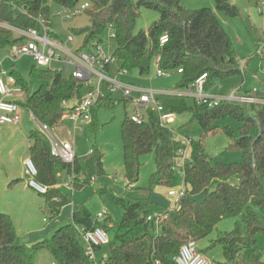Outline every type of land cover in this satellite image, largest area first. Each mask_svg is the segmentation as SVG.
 <instances>
[{
  "label": "trees",
  "instance_id": "1",
  "mask_svg": "<svg viewBox=\"0 0 264 264\" xmlns=\"http://www.w3.org/2000/svg\"><path fill=\"white\" fill-rule=\"evenodd\" d=\"M183 1L90 0L87 2L89 8L85 10L89 24L70 28L68 32L76 39L83 38L81 51L96 54L103 43V35L113 27L117 45L112 58L120 64L118 72L126 70L131 73L136 70L141 77H145L150 75L159 59V68L163 71L178 73L183 70L178 73L181 81L175 90L189 89L206 74L205 89L213 92L217 80L244 73L231 38L217 16V12H222L236 18L240 16V10L229 0H215V9L199 10L187 9ZM79 2L0 0V48L7 49L21 42L9 27L41 30V22L52 29L51 36L64 39L53 31L51 4L73 10L81 6ZM142 8L157 11L160 18L147 32L135 33ZM164 35H168L169 40L161 45L160 38ZM261 58L264 64V53ZM106 72L110 74V66ZM11 74L26 93L22 107L30 110L37 120L51 129L62 126L67 111L64 103L73 98L81 102V92L86 86L71 75L66 77L62 70L34 66L30 72L31 78L47 81L49 86H41L28 95L25 80L15 70ZM260 79L264 82V66ZM251 94L264 99V90ZM102 99L108 103L114 101L115 106L120 102L112 100L111 94ZM97 107L92 111L89 124L90 131L94 130L89 137L90 154L84 161L77 159L73 166L65 165L51 155L50 145L39 130L30 131V158L38 169L36 180L48 188L47 194L42 195L45 199L44 213L53 224V230L58 224L61 225L51 239L24 242L12 217L0 213V264H37L35 257L43 249L52 254L54 264H93L86 254V245L77 227L85 230L100 227L108 232L116 223L110 216L103 221L94 220L85 206H78L73 210L69 222L62 225L64 220L58 221V218L63 208L72 203V198L61 193L57 185L61 179L60 172L75 176L74 191L84 190L105 174V156L95 143ZM171 113L176 116L189 114L191 118L184 127L198 126L204 135L212 133L217 121L235 118L239 125L238 135L230 128L225 130V134L231 141L229 149H239L243 160L240 163L219 162L213 165L204 139L192 140L189 147L191 160L185 165V194L180 199L178 211L166 210L163 213L158 231L154 222L153 230H147L150 224L147 221L150 215L148 203H127L103 190L123 208V217L118 225L120 228L145 225L146 230L137 236L131 232L118 235L111 245L109 257L102 259L100 264H175L174 257L179 254L182 244L208 239L220 223L240 216H243V225L237 222L231 232L218 233L216 239L210 240V249L221 247L224 263L219 264H264L257 241V235L264 234V105L221 102L217 106H209L183 97ZM146 116V121L141 125L133 122L127 114L121 123L124 176L128 188L136 189L141 176V158L150 154H154L156 164L152 184L171 187L175 177L173 169L183 144L172 135L170 129L161 126L157 111L149 109ZM197 196H202L203 200L195 201Z\"/></svg>",
  "mask_w": 264,
  "mask_h": 264
},
{
  "label": "rangeland",
  "instance_id": "2",
  "mask_svg": "<svg viewBox=\"0 0 264 264\" xmlns=\"http://www.w3.org/2000/svg\"><path fill=\"white\" fill-rule=\"evenodd\" d=\"M90 0H80L83 5ZM229 2L240 10V16L230 18L222 12H217V16L222 27L231 38L234 49L239 61L248 63L249 71L246 75L231 76L220 79L215 82L214 92L217 94L230 95L237 87L244 89V92L251 94L256 91L264 90V82L260 79L261 70L264 66L261 55L264 53V12L259 6V0H229ZM183 6L190 10H199L203 8L215 9V0H184ZM53 31L61 38H66L70 28H80L89 24V16L85 11L81 15L65 18V11L62 7L51 4ZM160 14L157 11L142 8L140 17L135 26V33L148 31L151 25L159 20ZM83 38L76 40L75 48H79ZM116 40L111 38L109 31L103 35L101 47L106 57L110 58L116 48ZM11 49L0 48V63L2 68L8 72L16 71L18 75L25 80L28 85V95H32L41 86H49L47 81L32 79L31 69L36 66V62L31 56H21L14 62L5 59L10 54ZM1 69V66H0ZM52 70H62L68 77L71 74V68L65 67L61 63L53 62L48 68ZM120 64L114 61L110 75L120 77ZM157 66L154 65L150 75L141 77L134 70L122 79L138 87L153 89L155 91L174 90L181 81V75L176 72H170V76L159 78L156 76ZM96 83V82H95ZM103 95H108L105 85L102 86ZM180 93L186 92V89L178 90ZM244 94V93H243ZM88 95V88L85 86L81 92V99ZM112 95V100L120 101L114 105V101L106 102L102 99L97 107L96 136L95 143L104 153L105 174L97 179L91 186L84 190L73 191L69 194L68 189L63 185L61 179L58 180V189L61 193L70 195L72 203L63 208L62 225L69 222L71 214L75 207L85 206L91 213L94 220L103 221L110 216L116 223L107 232L109 244L104 245L96 251L98 261L109 257L111 245L116 242L117 236L131 232L134 236L145 232L146 226H135L130 228H120L118 225L123 217V208L113 202L108 194L103 193L107 190L117 197L122 198L127 203L144 202L150 205V215H162L166 210L178 211L179 205L175 198L168 196L169 190L181 191L184 186V179L181 174L176 173L171 187L152 184V176L156 172L154 154L146 155L141 158L142 168L140 181L136 184V189L128 188L127 180L124 176V155L123 139L121 134V123L126 114L131 115L136 108L132 100L139 99V93L133 92L132 100L125 99L123 90H118ZM1 98V97H0ZM261 98V97H260ZM183 97L178 94L172 96H161L160 101L165 112H171L179 106ZM264 101V99H262ZM80 104V100L73 98L67 103V110ZM264 104V103H261ZM259 104V105H261ZM258 105V106H259ZM115 106V107H112ZM22 121L18 126H5L0 132V213L8 214L12 217L14 226L18 235L24 242H35L37 240L51 239L54 231L59 227L58 224L53 230V224L50 223L48 216L44 213L45 199L42 195L28 187L24 172V161L30 157L31 141L29 133L38 130V123L32 115L22 109ZM140 113L146 111L138 109ZM189 114L177 115L171 128L179 135L176 139L191 140L204 139L206 152L209 155L211 164L217 163H240L243 160L242 152L237 149H229L230 138L225 134V130L230 128L233 133L238 135L239 125L233 117H227L214 124L212 133L204 135L202 129L198 126L184 127V124L190 120ZM81 126V125H77ZM84 126V132L74 133V123L70 119H64L62 126L54 128L53 134L58 139H67L74 142L76 151H78L80 161H84L90 154V136L91 126ZM255 133V132H254ZM93 140V139H92ZM91 140V142H92ZM191 160V153L188 148L187 157ZM61 174V172H60ZM94 182V181H93ZM103 194H101V193ZM195 201H202V196L194 198ZM243 216L237 219L225 220L218 225L209 239H216L220 232H231L235 224L240 222L243 225ZM261 219L262 216H261ZM58 220V221H59ZM153 230V223L148 227ZM53 230V231H52ZM82 239V238H81ZM203 241V242H202ZM198 242V248L207 244L208 240ZM205 241V242H204ZM258 249L264 258V234L257 235ZM82 242L83 239H82ZM202 243V244H200ZM205 243V244H204ZM85 244V243H84ZM222 251L216 247L207 251ZM211 252V253H212ZM210 253V254H211ZM37 264H53L52 254L43 249L35 257ZM217 261V260H216Z\"/></svg>",
  "mask_w": 264,
  "mask_h": 264
},
{
  "label": "built area",
  "instance_id": "3",
  "mask_svg": "<svg viewBox=\"0 0 264 264\" xmlns=\"http://www.w3.org/2000/svg\"><path fill=\"white\" fill-rule=\"evenodd\" d=\"M259 6L264 12V0H259ZM89 8V4L85 3L76 9L68 10L64 9L66 19H71L77 15H81L85 10ZM42 29H16L9 27L13 31L17 38L21 39V42L12 45L8 48L11 49L10 54L5 56V59L14 62L21 56H31L36 62L38 68L46 69L53 62L61 63L65 67H70L71 76L79 82H83L88 88V95L83 98L78 106L73 107L66 111L64 119H70L74 123V133H83L84 126L89 125L92 120V111L99 105L101 99L104 97L102 86L105 85L109 94H113L118 90H123L125 99L132 100L133 92L139 93V99L132 100L136 110L130 115V119L141 125L146 119V113H140L138 109H143L146 112L149 109H153L158 112L160 118V124L164 128L170 129L172 135L177 138L179 135L171 128V125L175 122L176 115L171 112H165L160 97L172 96L178 94L181 97L195 99L200 103L208 104L209 106H217L221 102H235L245 105L258 106L263 98L252 94H239L238 91H234L230 95L217 94L212 91H206V79L207 75H202L186 92L180 93L178 90H163L155 91L153 89L142 88L134 86L122 79V76L129 74L126 70L119 72L120 77H113L106 72L107 67H112L114 59L108 58L103 52L102 47H98L96 54H89L80 50V47L75 48L76 38L72 34H68L66 38H54L51 36L52 29L41 22ZM111 38H115V30L113 27L109 28ZM168 35H164L160 38L161 45L168 43ZM7 48V49H8ZM259 55L262 54L258 52ZM0 63V132L5 126H18L22 121V107L21 103L26 100V93L24 89L18 84L16 78L11 72L2 68ZM156 76L159 78L170 76V72L163 71L159 68V59L156 60ZM183 70H179L178 73H182ZM96 82V83H95ZM264 105V104H261ZM64 107L67 109V103H64ZM27 110V109H26ZM34 120L38 123V130L45 136L49 145L51 155L65 165L73 166L77 160V153L74 142L67 139H58L53 134L47 124L41 123L30 110H27ZM81 125V126H77ZM178 140V139H177ZM183 146L178 152V159L174 167L175 174H181L183 179L185 177V165L188 161L187 152L191 144V139L184 138L179 140ZM25 177L27 179V185L40 195H45L48 192V188L39 183L36 178L38 175V169L29 157L24 161ZM63 185L68 189L69 194L74 191V178L75 176L59 174ZM82 178V175H80ZM185 189L181 191L170 190L168 196L175 198V202L179 205L180 199L184 196ZM162 215L152 216L147 218L148 222H154L158 231L161 223ZM81 238L86 245V254L89 260L93 264H100V261L96 258V251L98 248L109 244L107 232L97 227L93 230H85L82 227H77ZM175 264H210L207 257L198 248V243L195 241H187L180 247L179 254L174 257ZM54 264V263H53ZM155 264H159L156 262Z\"/></svg>",
  "mask_w": 264,
  "mask_h": 264
},
{
  "label": "crops",
  "instance_id": "4",
  "mask_svg": "<svg viewBox=\"0 0 264 264\" xmlns=\"http://www.w3.org/2000/svg\"><path fill=\"white\" fill-rule=\"evenodd\" d=\"M263 53V52H262ZM240 63H241V66H242V69L244 70V74L246 75V73L249 71V66H248V63L246 62H244V63H242L241 61H240ZM112 71V67H110V72ZM234 91H238V93L239 94H243V93H245L244 92V89L242 88V86L241 87H237ZM233 91V92H234ZM213 92H214V89H213ZM232 92V93H233ZM223 95V94H222ZM8 127V126H7ZM76 153H77V159L78 160H80L79 159V155H78V151H76ZM23 165H24V163H23ZM25 172V171H24ZM170 211V210H169ZM63 216H64V213L62 214V216H60L59 218H58V220L59 219H62L63 218ZM206 240H208V242H207V244H205L204 246H201V249H200V251L202 252V253H204V255L207 257V259L209 260V262H210V264H219V263H224V257H223V253H222V251L220 252V251H217V250H215V251H211L210 253L208 252V254H205V253H207V251H210L211 249H210V240L211 239H206ZM203 242V241H202ZM205 242V241H204ZM199 244V243H198ZM200 244H202V243H200ZM216 248V247H215ZM221 248V247H220ZM222 250V249H221ZM217 260V261H216Z\"/></svg>",
  "mask_w": 264,
  "mask_h": 264
}]
</instances>
